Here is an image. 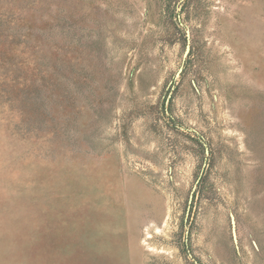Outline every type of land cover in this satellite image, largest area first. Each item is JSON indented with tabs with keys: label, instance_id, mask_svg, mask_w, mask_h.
Wrapping results in <instances>:
<instances>
[{
	"label": "rangeland",
	"instance_id": "374dc122",
	"mask_svg": "<svg viewBox=\"0 0 264 264\" xmlns=\"http://www.w3.org/2000/svg\"><path fill=\"white\" fill-rule=\"evenodd\" d=\"M0 264H264V0H0Z\"/></svg>",
	"mask_w": 264,
	"mask_h": 264
}]
</instances>
